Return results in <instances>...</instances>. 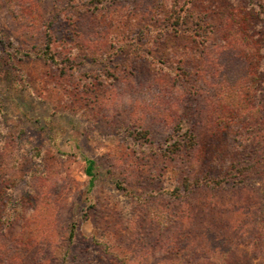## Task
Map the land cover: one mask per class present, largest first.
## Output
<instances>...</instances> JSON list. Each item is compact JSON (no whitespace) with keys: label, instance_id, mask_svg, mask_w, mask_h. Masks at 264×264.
Here are the masks:
<instances>
[{"label":"rangeland","instance_id":"rangeland-1","mask_svg":"<svg viewBox=\"0 0 264 264\" xmlns=\"http://www.w3.org/2000/svg\"><path fill=\"white\" fill-rule=\"evenodd\" d=\"M263 190L264 0H0V264H257Z\"/></svg>","mask_w":264,"mask_h":264},{"label":"trees","instance_id":"trees-1","mask_svg":"<svg viewBox=\"0 0 264 264\" xmlns=\"http://www.w3.org/2000/svg\"><path fill=\"white\" fill-rule=\"evenodd\" d=\"M261 7H262V5H261ZM180 11H183L182 14L179 13ZM176 13H177L175 15L176 20L174 23L171 24V29L174 32L178 33L182 29H186L188 27H191L194 29V27H196L197 30H195V31L197 32L196 35H198V37H200L199 39L202 42L207 41V39H208V36L206 35L207 32H205V29L203 27L206 20H205L204 16H202L199 13V11L195 9V7L192 3L187 4L183 9H177ZM243 20L244 19L241 18V19H239V21H237V24L235 25L236 26L235 29L238 31V33L244 32V34H245L244 37H250L251 38V35H246V31H247L246 27H249V26H247L249 23L246 20L245 21H243ZM201 29H203V30H201ZM257 31L260 32L261 30L257 29ZM46 43L47 44L43 49H40L38 52L32 53V55H35V56L39 57L40 59H43L45 61H49L51 63L56 64L57 58L54 55V53L50 50V44H48V40ZM247 43H245L246 46H249L251 48V44L250 43L247 44ZM240 55L243 58H248L247 52H244V50L240 52ZM248 61L251 63V59L248 58ZM228 70H229V67L226 69H222L221 75H219L217 78H215V82H225L226 83V84H223L222 86L220 85L219 87L221 89L223 87V89H224L223 90L224 93L222 95L224 97H226L227 101L229 102L227 104V107L228 106L230 107L231 105H233L236 108L241 107V106L246 107L247 106L246 98L251 93V92L249 93V90L257 88L256 86H258V85L256 83H251L252 87L249 86V84L243 85L241 79L232 75L230 73V71L228 72ZM249 82H251V81H249ZM237 88H238V90H236ZM233 95H235V96H233ZM224 108H222V109H224ZM227 109L228 108H225V110H227ZM230 111L232 112L233 110H231L229 108L227 110V112L229 113ZM231 117H232L233 121L238 120L235 115H232ZM175 150H177V148ZM94 169H95L94 161L91 159H88L87 165L85 167V171L89 175V185L90 186L93 184V180H94V177L96 175ZM185 186H187V184ZM262 193L264 194V190L262 191ZM233 206H234V204H233ZM256 210L257 211H256L255 215L251 218V220L249 219V221H246L245 223L248 226V232H249V236L251 239V250L253 252H255L256 255L259 256L257 264H264V241H263L264 240V197L262 198L260 206H258L256 208ZM245 223H244V225H245ZM251 225H253V226L251 227ZM72 230H74V229H72ZM210 263L211 264H245V263H241L239 261H232L230 259L229 260L228 259L227 260L226 259H221V260L212 259ZM247 264H250V263H247Z\"/></svg>","mask_w":264,"mask_h":264}]
</instances>
